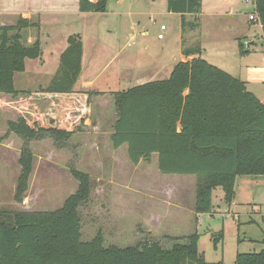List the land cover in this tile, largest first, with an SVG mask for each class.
Instances as JSON below:
<instances>
[{
    "label": "rangeland",
    "instance_id": "obj_1",
    "mask_svg": "<svg viewBox=\"0 0 264 264\" xmlns=\"http://www.w3.org/2000/svg\"><path fill=\"white\" fill-rule=\"evenodd\" d=\"M116 1L109 0L103 14H84L70 26L31 29L24 35L28 43L38 38L42 52L39 59L26 62L23 73L14 75V94L0 93V213L60 209L77 191L79 183L71 173L75 171L88 177L90 188L88 200L78 209L81 241L100 234L104 247L124 248L158 239L169 249L173 242L167 238L196 233L206 264H234L237 254L260 252L264 249V177H237L231 206L216 189V212L195 220L198 178L161 174L155 157L133 165L126 146L115 150L110 141L116 118L111 92L144 80L166 79L180 61L182 45L198 48L203 60L244 81L249 92L264 99V82L250 81L247 74V70L264 67L261 26L249 21V16H255L254 0H201L199 13L185 17L182 27L179 17L167 12L166 0H124L121 6ZM19 16L3 14L0 24L14 25ZM53 21L47 16L40 22L51 26ZM161 25L166 30L164 39L158 40ZM108 30L113 34L109 36ZM143 31H148L146 37L140 35ZM74 34L82 37V74L104 68L92 87L99 94L87 110V121L77 126L65 145L49 138L30 143L32 172L26 191L16 202L17 161L23 142L8 132L7 123L32 119L36 110L46 107L48 100L38 93L51 83L66 39ZM246 41L253 44L240 55V44L244 47ZM124 45L137 54L128 50L116 55L115 48ZM114 76L117 85L112 82ZM76 89L81 90L79 84Z\"/></svg>",
    "mask_w": 264,
    "mask_h": 264
},
{
    "label": "trees",
    "instance_id": "obj_2",
    "mask_svg": "<svg viewBox=\"0 0 264 264\" xmlns=\"http://www.w3.org/2000/svg\"><path fill=\"white\" fill-rule=\"evenodd\" d=\"M108 1L79 0V12L103 14ZM166 9L181 17L198 14L201 0H166ZM254 11L264 44V0H254ZM180 22L182 27L184 18ZM34 27L21 16L14 25L0 24V93L14 94V75L24 72L27 61L40 58V40L28 43L24 38ZM66 43L51 83L38 93L48 100L46 107L36 110L32 119L7 123L8 132L23 142L16 202L32 172L30 143L49 138L65 145L87 121V110L99 94L76 89L82 72L80 35L68 36ZM247 52L240 44V55ZM182 55L186 60L178 61L166 79L112 93L116 118L110 141L115 150L126 146L133 165L155 157L161 174L198 178L194 212L208 214L216 189L230 205L237 177H264V103L244 81L203 60L198 48H183ZM71 173L79 185L60 209L0 213V264H206L196 233L167 238L173 242L169 249L158 239L124 248L104 247L100 234L81 241L78 209L88 200L89 179ZM234 264H264V249L237 254Z\"/></svg>",
    "mask_w": 264,
    "mask_h": 264
},
{
    "label": "crops",
    "instance_id": "obj_3",
    "mask_svg": "<svg viewBox=\"0 0 264 264\" xmlns=\"http://www.w3.org/2000/svg\"><path fill=\"white\" fill-rule=\"evenodd\" d=\"M123 1L124 0H117L116 3L118 6H121L123 4ZM118 13H123V12L119 11L117 12V14ZM168 13L176 15L177 17H179L180 21L182 18H185L188 16V15H185L184 17H181L179 14H175L171 12H168ZM3 14L4 15L18 14L22 18L30 20V21H31V18L35 16L37 19L36 22H33V21L31 22L36 27L31 28V29H34L37 32H39L40 28L44 29V28H49V27H56L57 25L70 26L76 23L79 20V17H83L84 15V13L79 12V0H0V17ZM126 14H129V12H126ZM47 16L54 19L51 26L46 25V23L44 24L40 22L41 20H45ZM31 29H27L26 35L27 33H29V30ZM106 32L109 36L113 34V30H108ZM140 35L142 37H146L148 35V31H143L140 33ZM184 48H191V46H187ZM182 49H183V45L181 46L180 61H185L186 59L182 55ZM128 50L131 51V49H129V46L128 47L118 46V48L117 47L115 48V54L119 55L120 53H128L127 52ZM131 53H133L134 55L137 54L134 51H131ZM83 67L84 66L82 64V72H83ZM102 70H104V68ZM102 70L94 74H91V73L82 74L81 72V76L78 82V84L81 87V90H85V91L94 90L95 88H92V87L95 85L96 81L101 77V74L103 73ZM84 71L88 73V71L85 68H84ZM247 74H248V79L250 81L261 82V83L264 82V67H255L254 69L247 70ZM114 78L115 80L112 82L114 85H117V79L115 76ZM149 81H154V80H144V81L138 82L136 85H142ZM114 92H117V91H112L111 93H114ZM260 101L264 103V99H261ZM212 212H216V211H214L213 209V211H211V213H208V214H212ZM202 215L204 214H198V215L196 214L195 220H197Z\"/></svg>",
    "mask_w": 264,
    "mask_h": 264
},
{
    "label": "built area",
    "instance_id": "obj_4",
    "mask_svg": "<svg viewBox=\"0 0 264 264\" xmlns=\"http://www.w3.org/2000/svg\"><path fill=\"white\" fill-rule=\"evenodd\" d=\"M246 2H248V1L246 0ZM249 21H253V22L257 21L256 15L255 16H249ZM165 30H166V27L164 25H161L160 26V32L157 34V39L158 40H163L164 39L163 33H164Z\"/></svg>",
    "mask_w": 264,
    "mask_h": 264
},
{
    "label": "water",
    "instance_id": "obj_5",
    "mask_svg": "<svg viewBox=\"0 0 264 264\" xmlns=\"http://www.w3.org/2000/svg\"><path fill=\"white\" fill-rule=\"evenodd\" d=\"M253 44V42L252 41H250V42H248V41H246L245 43H244V49H248V46H250V45H252Z\"/></svg>",
    "mask_w": 264,
    "mask_h": 264
}]
</instances>
